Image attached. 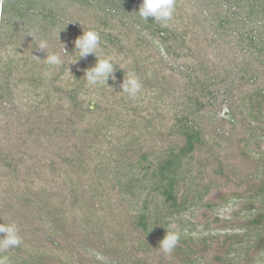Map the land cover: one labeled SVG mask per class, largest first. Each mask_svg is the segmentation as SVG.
<instances>
[{"label":"trees","instance_id":"trees-1","mask_svg":"<svg viewBox=\"0 0 264 264\" xmlns=\"http://www.w3.org/2000/svg\"><path fill=\"white\" fill-rule=\"evenodd\" d=\"M212 1L203 15L176 0L163 26L139 17L142 0H0V223L23 238L0 253L10 264H241L264 251V0ZM89 29L120 66L108 85L83 78L94 55L75 62ZM55 51L60 66L44 60ZM129 73L136 99L119 92Z\"/></svg>","mask_w":264,"mask_h":264},{"label":"clouds","instance_id":"clouds-1","mask_svg":"<svg viewBox=\"0 0 264 264\" xmlns=\"http://www.w3.org/2000/svg\"><path fill=\"white\" fill-rule=\"evenodd\" d=\"M175 11L176 0H142L136 13L142 20L148 21V18L151 17L157 23L167 26L173 20ZM100 43V35L94 29L83 30L82 35L74 40V51L78 52V58L75 62L80 59H85L89 55L96 57V63L84 72L83 78L88 86L108 85L107 81L110 77L115 80V66H119L112 56L99 57ZM37 46L40 51L44 52L48 44L46 41H42ZM65 53L67 54L66 50ZM34 56L38 57L37 55ZM44 60L49 65L60 66L63 63L61 56L56 53H47ZM142 87L139 77L135 73H129L125 75L120 85L121 91L119 92L127 94L131 99H136L142 92ZM0 234H3L0 236V253L6 252L9 249L18 248L23 243V238L15 222L0 223ZM179 239L180 235L177 231L167 228L166 235L159 243V249L165 254H171ZM0 264H10V257L0 255Z\"/></svg>","mask_w":264,"mask_h":264},{"label":"rangeland","instance_id":"rangeland-1","mask_svg":"<svg viewBox=\"0 0 264 264\" xmlns=\"http://www.w3.org/2000/svg\"><path fill=\"white\" fill-rule=\"evenodd\" d=\"M185 1L186 0H184V3H186V4H187V1H190L191 2L190 7H193L195 10H199V8L203 9L204 10V12H203L204 14L203 15H206L207 13L214 14V12L217 10V6L215 4L212 5V2H213L212 0H187L186 2ZM64 2H65V4H64L65 6H63V7L67 8V2L66 1H64ZM54 7H56V6H54ZM62 13H64V12L61 11L60 14H62ZM64 16L66 17V13H64L63 17ZM31 31L33 32V30H31ZM33 33L36 34L35 32H33ZM54 34L58 35V36L64 35V33L59 32L58 30ZM65 43H66V41H65ZM47 44H48L47 48H49L51 43H47ZM57 50H58V48H57ZM54 53L59 55L58 51H55ZM165 60L169 63V65H175L176 67L180 66L182 64V62H183V60H181V59H178L177 61H172L168 56L165 57ZM70 61H71V59L68 58V60L65 62V65H67V63H70ZM67 73H70L69 67L65 69V74H64V76H62V78H67V76H69ZM20 74L23 75L24 73L20 72ZM69 81H72L70 76H69ZM79 95L87 97L88 93L86 92V89L84 87L79 89ZM20 100L24 101V98L20 99ZM20 100H18V102ZM18 102H16V103H18ZM91 107L92 108L96 107V102L95 101L91 102ZM226 110H227V108L224 105L223 106L224 113H225ZM143 114H144V112H143ZM13 118H14V121H15L14 115H13ZM12 127H13V125H12ZM239 135H241V134H239ZM260 147H261V149L264 150V141L260 144ZM230 188H232V186H230ZM228 211H229L228 207H218L216 213L219 216L227 217ZM240 263L241 264H264V251L256 252V254L254 255V257H253V259L251 261L250 260H247V261L241 260Z\"/></svg>","mask_w":264,"mask_h":264}]
</instances>
